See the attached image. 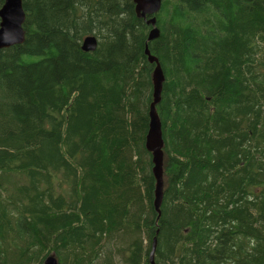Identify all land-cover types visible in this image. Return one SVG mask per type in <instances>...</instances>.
<instances>
[{
    "label": "trees",
    "instance_id": "16d2710c",
    "mask_svg": "<svg viewBox=\"0 0 264 264\" xmlns=\"http://www.w3.org/2000/svg\"><path fill=\"white\" fill-rule=\"evenodd\" d=\"M21 1L24 42L0 50V264H150L154 241V264H264V0H161L154 26L132 0Z\"/></svg>",
    "mask_w": 264,
    "mask_h": 264
},
{
    "label": "water",
    "instance_id": "95a60500",
    "mask_svg": "<svg viewBox=\"0 0 264 264\" xmlns=\"http://www.w3.org/2000/svg\"><path fill=\"white\" fill-rule=\"evenodd\" d=\"M134 4V12L137 18L144 19L151 17L146 21L147 25H155V15L160 10L161 0H132ZM25 22V14L22 9L20 0H5L4 5L0 9V50L7 49L11 46L21 44L25 39L23 25ZM158 35V30H152L148 35V40H152ZM97 41L94 37H86L81 43V51L92 52L96 48ZM148 63L154 65L151 75L152 83V101L149 105L148 112V130L145 136V149L151 155L154 194L153 208L155 212H159L163 198V139L161 122L156 112V105L161 100L162 86L164 75L158 63V60L150 55L148 48L144 51ZM155 241L149 254V263L154 264ZM45 264H56V261L49 257Z\"/></svg>",
    "mask_w": 264,
    "mask_h": 264
},
{
    "label": "bare ground",
    "instance_id": "6f19581e",
    "mask_svg": "<svg viewBox=\"0 0 264 264\" xmlns=\"http://www.w3.org/2000/svg\"><path fill=\"white\" fill-rule=\"evenodd\" d=\"M146 19V18H145ZM147 58V57H146Z\"/></svg>",
    "mask_w": 264,
    "mask_h": 264
},
{
    "label": "rangeland",
    "instance_id": "374dc122",
    "mask_svg": "<svg viewBox=\"0 0 264 264\" xmlns=\"http://www.w3.org/2000/svg\"><path fill=\"white\" fill-rule=\"evenodd\" d=\"M1 7V6H0Z\"/></svg>",
    "mask_w": 264,
    "mask_h": 264
}]
</instances>
